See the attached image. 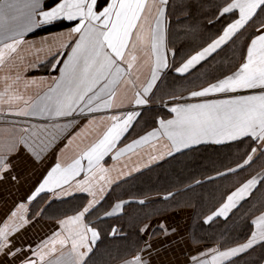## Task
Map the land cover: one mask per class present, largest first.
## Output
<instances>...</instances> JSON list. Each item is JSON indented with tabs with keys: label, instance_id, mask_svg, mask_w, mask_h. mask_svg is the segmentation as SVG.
Masks as SVG:
<instances>
[{
	"label": "snow or ice",
	"instance_id": "snow-or-ice-1",
	"mask_svg": "<svg viewBox=\"0 0 264 264\" xmlns=\"http://www.w3.org/2000/svg\"><path fill=\"white\" fill-rule=\"evenodd\" d=\"M96 4L97 0H60L54 7L44 10L40 0H0V30L4 33V39L11 41L0 46V65L4 63L5 56L15 52L17 45L23 42L18 37H23L25 33L42 24L53 23L60 19L78 20V23L68 30V36L69 38L73 35L79 37L74 45H63V47H71V52L63 61L60 76L53 80L52 85L42 97L29 103L13 87L20 80V76L17 75L15 80L11 76H5V87L4 92H0V103L11 105L14 102L23 101L25 107L16 112L20 116L70 117L77 110L81 113L85 110L93 113L102 108H118L117 89L121 84L125 87H135L132 76L141 56L147 57L151 76L142 86V91L135 92V104L148 103V94L156 84L161 70L169 67L166 55L168 0H108L107 5L100 11L95 10ZM234 9L239 10V18L228 23L223 28L222 34L206 47L184 60L180 67L176 68V72L187 73L194 66L205 61L210 54L238 34L239 30L255 20L257 9L264 12V0H231V2L226 0L220 9V15L231 13ZM258 24V34L251 39L245 61L235 72L224 75L200 90L189 92L190 98H205L203 102L176 103L170 109L172 113H175V117L170 120H159L162 134L171 142L172 150L188 148L201 141L211 140L221 143L245 136H251L254 141L264 145V17L258 21ZM59 54L57 52V55ZM56 66L53 64V68ZM136 79H139L138 75ZM10 80L12 83H8ZM27 87L26 84L25 88ZM256 89L260 90L259 94L230 95L240 90ZM209 94H225L228 98L206 99ZM105 96L107 99L104 98ZM4 97L7 99L5 100ZM172 99L183 100L184 97L173 96ZM137 115L139 114L136 112H128L122 116L107 117L112 123L103 135L66 166H62L58 160L28 197L31 201L38 193L45 190L54 194L56 190H60L59 194L69 195L66 187L71 188L75 177L85 171L81 161L87 159L85 179L75 180V186L79 191L92 195L93 199L89 200L82 210L58 221L62 232L55 233L54 239L41 241L35 249L31 246L15 247L10 237L22 225L10 223V221L18 216L20 210L25 209L23 203L18 204L16 210L12 211L0 226V257L11 261L12 264H16L17 260L18 264H38V262L39 264H87L85 257L93 251L92 245L100 238L97 228L85 222L86 214H90V210H94L98 204L89 174L96 171L100 173L108 171L102 167L101 161L115 148L116 142L128 130ZM23 131L29 130L25 128ZM157 135L158 131L153 130L139 140L133 141L127 148L130 149ZM21 145L39 159L40 153L29 144L26 136L6 140L0 146V179L3 178V174L12 170L10 157L18 153ZM257 151V148H252L243 165L238 167L252 162ZM261 151L264 152V148ZM166 154L171 155L172 152L169 151ZM232 171L234 169H229V172ZM12 179L15 180L16 177L13 176ZM101 179L104 177L101 176ZM258 183H264V170L231 192L215 211L205 217L204 223H209L217 217H226L257 187ZM171 196L172 193H168L164 199ZM128 203L129 201H119L113 206V211L105 215L111 216L121 211ZM138 203L143 205L145 200H140ZM20 219L23 220L24 217L21 216ZM252 223L258 230L253 231L245 243L225 251L209 250L214 252L211 261H201L200 264H224V261L230 257L251 249L258 241L264 242V213L256 217ZM148 227L145 225L140 232H146ZM116 232L117 229L113 228L112 234L115 235ZM164 234L167 235L166 232ZM57 244L61 247L60 255L52 259L53 254L57 252ZM146 248L151 249V244H146ZM143 251L145 249H140V252ZM29 252L31 255H27ZM203 255L204 253H201V256ZM192 260L195 262L197 258L192 257ZM121 264H146V262L138 253L131 259L123 260Z\"/></svg>",
	"mask_w": 264,
	"mask_h": 264
},
{
	"label": "crops",
	"instance_id": "crops-1",
	"mask_svg": "<svg viewBox=\"0 0 264 264\" xmlns=\"http://www.w3.org/2000/svg\"><path fill=\"white\" fill-rule=\"evenodd\" d=\"M40 2L44 10H48L54 7L56 3H59L60 0H40ZM107 3L108 0H97L95 10H102ZM233 11L236 12L235 19H238L239 10L234 9ZM167 22L168 19L166 17V24ZM75 23H78V20L73 21V24L69 27L31 35V33L37 28L48 25L42 24L39 27L34 28L32 31L25 33L23 37H18L22 39L23 42L17 45L15 52L7 54L4 63L0 65V92H4L5 76H11L13 80H15V77L19 75L20 80L13 85L18 94L23 95L24 99L28 100L29 103L36 101L38 97H42L52 85L53 80L60 76V68L63 67V61L67 59V54L71 52V47H63V45H74L75 41L79 38L76 35H73L71 38L68 36V30L74 27ZM257 28L255 34L250 38L245 47L242 59H240L232 69L219 76L217 79L235 72L240 64L245 61L248 44H250L251 39L258 34ZM222 32L219 35H221ZM10 42V40L4 39V33L0 30V46H2L3 43ZM206 46L207 45L204 47ZM167 47L168 51L166 55L167 60L169 61L173 50L168 44ZM57 52L60 54L57 55ZM53 64H56L57 66L53 68ZM165 70L166 68L161 70L156 84L153 85L152 90L148 94V103L144 105L135 104V92L137 90L142 91V86L146 84L151 76L147 57L144 56H141L137 69L134 70L132 76V79L135 81V87H125L121 84L117 89L116 103L119 105L118 108H102L100 111L93 113H88L86 110L81 113L77 110L70 117H49L41 115L20 116L17 115L16 112L25 107L23 101L14 102L11 105L8 103H0V146H2L6 140L19 139L21 136H26L29 144L40 153V157L37 159L30 151L21 145L18 153H14L10 157V162L13 166L12 170L3 174V178L0 179V226L3 225V222L9 217L11 212L16 210L18 204L23 203L25 205V209L20 210L18 216L13 218V221H10V223L22 225L18 231L13 233L10 237L15 247L28 248L31 246V248L35 249L41 241L49 240L50 238L54 239L55 233L62 232L58 221L82 210L88 201L93 199L92 195L87 192L79 191L75 186V180L83 181L85 179V172L88 167L87 159L81 161L85 171H82L78 177H75L71 188L66 187L69 195L59 194L60 190H56V194L45 190L38 193L31 201L28 200V197L35 191L47 175L48 171L58 160L62 166H66L71 163L73 158L87 150L88 147L103 135L104 131H106L112 123L107 117L113 115L122 116L126 115L128 112H136L140 114L141 110L148 106L153 100V93L155 92ZM137 75L139 76L138 80L136 79ZM217 79L190 91L200 90L201 88L206 87L209 83L215 82ZM8 83H12V80L8 81ZM26 84L28 85L27 88H25ZM190 91L178 96L184 97L183 100H171L166 104V107L170 110L176 103L203 102V99L205 98H190ZM259 91V89L240 90L239 92L230 95H252L259 94ZM104 98L107 99L106 96ZM225 98H228L225 94H209L206 97V99ZM4 99L6 100L7 97H4ZM137 117L138 115L136 118ZM174 117L175 113L171 112L168 117L158 118L154 125L142 131H134L137 125H134L136 118L131 122L128 130L124 132L116 142L115 148L107 153L101 161L102 167L108 171L104 173L96 171L89 174V179L92 181L95 199L98 201V204L113 188L124 185L132 177L138 176L147 168H150L169 157L170 155L166 154L169 151L174 154L175 152L186 149L181 148L178 151L172 150L171 142L166 136H163L162 130L160 129V119L170 120ZM89 121H92V123H89ZM132 126H134V129L129 132ZM25 128L29 131L24 132L23 129ZM153 130L158 131L157 136L150 137L149 139L134 145L130 149L127 148L128 145L133 143V141L139 140ZM224 142H228V140L222 141L221 143ZM202 143L219 144L211 140L201 141L199 144ZM195 145H191L190 147ZM257 146H260L259 148H264V145H261L259 141H256V147ZM41 149L43 150L41 151ZM117 153L120 154L117 155ZM113 157H115V159ZM262 170L233 187L221 203L226 200L231 192L235 191L236 188L240 187V185L248 179L257 176ZM13 176L16 177L15 180L12 179ZM101 176H103L104 179H101ZM109 181L111 183H109ZM81 200L83 203L75 209L74 206L80 204ZM121 200L138 202L143 199L125 198L115 200L110 208L103 213V216H106L105 213L107 212H112L113 206ZM168 204L169 207L167 210H162L163 212L158 211L157 213L152 214L139 226V231L145 225L149 226L146 232H140L142 242L139 249L130 254L122 253L119 257H110V259H108L109 262H106L105 264H121L123 260L131 259L138 253L142 256V259L146 264H200L201 261L210 262L211 256L214 252H210L209 250L225 251L230 247L243 244L248 240L253 231L258 230L252 223L251 233L242 241L223 247L215 243L204 245L194 242L190 238L189 226L192 219V208L186 204L173 205L172 207H170V203ZM220 204H218L213 210L209 211L205 217L210 215L212 211H215ZM97 205L95 207H97ZM70 207H73L74 209L72 208L70 211L64 210V208L69 209ZM123 209L124 206L121 211L115 212L111 216L119 215ZM262 213H264V209L255 214L252 217V221ZM21 216L24 217L23 220L20 219ZM95 216L96 214H90V218L87 219L86 217L85 222L90 223V226L95 227L98 230V225L100 223L93 222L95 219H98V216ZM114 227L115 226L112 227L111 231ZM165 232L167 235L164 234ZM62 234L66 235L67 233ZM148 243L151 244V249L146 248V244ZM95 244L92 245V248H94ZM56 247L57 252L53 254L52 259H55V257L60 255L61 247L59 244H57ZM140 249H145V251L140 252ZM64 250L66 251L67 249ZM91 253L85 257L86 261L89 260ZM201 253H204V255L201 256ZM27 255H31V253L29 252ZM92 256L94 258V254H92ZM192 257H196L197 260L194 262ZM231 258L233 257H230L229 259ZM0 264H12V262L6 261L5 258L0 257ZM16 264H18V260ZM260 264H264V259Z\"/></svg>",
	"mask_w": 264,
	"mask_h": 264
},
{
	"label": "trees",
	"instance_id": "trees-1",
	"mask_svg": "<svg viewBox=\"0 0 264 264\" xmlns=\"http://www.w3.org/2000/svg\"><path fill=\"white\" fill-rule=\"evenodd\" d=\"M231 0H227L230 2ZM226 0H168L166 6L168 46L173 50L152 101L144 107L136 121L134 131H142L154 125L158 118L168 117L166 107L173 96H180L192 89L217 79L232 69L242 59L245 47L259 27L264 12L257 9L255 20L248 23L221 48L212 53L187 73L176 68L184 60L215 39L223 28L236 17V12L220 15ZM211 21V23H210ZM73 21L57 20L41 26L31 35L69 27ZM134 129L132 126L129 130ZM256 141L249 136L219 144L202 143L171 154L160 163L132 177L124 185L113 188L90 211L98 219L100 238L97 240L87 264H105L110 257L135 252L141 246L139 226L158 211L173 205H189L192 219L190 238L204 245L221 247L244 240L252 231V217L264 209V183L245 197L226 217H217L204 223L205 215L222 202L227 193L238 183L264 169V152L259 148L248 165H242ZM229 169L234 171L229 172ZM168 193L172 196L164 199ZM134 198L117 216H103L115 200ZM75 205L78 208L81 204ZM73 207H70L69 210ZM73 208V209H74ZM160 208V209H159ZM156 209V210H155ZM86 217L89 219V215ZM117 229L112 234V227ZM94 254V258L92 256ZM93 258V259H92ZM264 259V242H258L224 264H260ZM89 261V262H88Z\"/></svg>",
	"mask_w": 264,
	"mask_h": 264
},
{
	"label": "rangeland",
	"instance_id": "rangeland-1",
	"mask_svg": "<svg viewBox=\"0 0 264 264\" xmlns=\"http://www.w3.org/2000/svg\"><path fill=\"white\" fill-rule=\"evenodd\" d=\"M259 147H260V146H257V147L255 146V148H257L258 150H259ZM253 148H254V147H253ZM251 151H252V150H251ZM251 151H250V153H251ZM257 152H258V151H257ZM250 153H249V154H250ZM254 155H255V154H254Z\"/></svg>",
	"mask_w": 264,
	"mask_h": 264
}]
</instances>
